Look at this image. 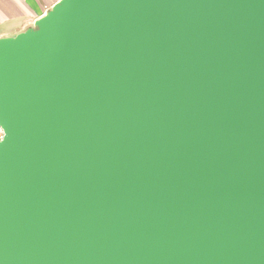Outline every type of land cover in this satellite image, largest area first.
Returning <instances> with one entry per match:
<instances>
[{
  "label": "water",
  "instance_id": "1",
  "mask_svg": "<svg viewBox=\"0 0 264 264\" xmlns=\"http://www.w3.org/2000/svg\"><path fill=\"white\" fill-rule=\"evenodd\" d=\"M0 126V264H264V0H57Z\"/></svg>",
  "mask_w": 264,
  "mask_h": 264
},
{
  "label": "crops",
  "instance_id": "2",
  "mask_svg": "<svg viewBox=\"0 0 264 264\" xmlns=\"http://www.w3.org/2000/svg\"><path fill=\"white\" fill-rule=\"evenodd\" d=\"M57 0H0V35L29 25Z\"/></svg>",
  "mask_w": 264,
  "mask_h": 264
},
{
  "label": "built area",
  "instance_id": "3",
  "mask_svg": "<svg viewBox=\"0 0 264 264\" xmlns=\"http://www.w3.org/2000/svg\"><path fill=\"white\" fill-rule=\"evenodd\" d=\"M2 134H3V131H2V128L0 126V138L2 137Z\"/></svg>",
  "mask_w": 264,
  "mask_h": 264
}]
</instances>
